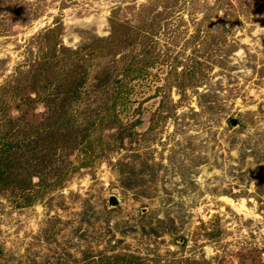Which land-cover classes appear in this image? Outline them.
Segmentation results:
<instances>
[{"label": "rangeland", "instance_id": "1", "mask_svg": "<svg viewBox=\"0 0 264 264\" xmlns=\"http://www.w3.org/2000/svg\"><path fill=\"white\" fill-rule=\"evenodd\" d=\"M5 162L0 264H264V0H0Z\"/></svg>", "mask_w": 264, "mask_h": 264}, {"label": "trees", "instance_id": "2", "mask_svg": "<svg viewBox=\"0 0 264 264\" xmlns=\"http://www.w3.org/2000/svg\"><path fill=\"white\" fill-rule=\"evenodd\" d=\"M55 43H56L55 40L52 41V42L47 43L48 49L49 50L55 49ZM90 52H91L90 50L87 51L88 54H90ZM102 54H104V53H102ZM36 60H34V63H32V64H35V63L42 64L44 62L43 59H36ZM197 62L198 61H194L193 63H191L189 65L190 68H186V71H190L194 65H197ZM83 69H86V68L83 66ZM102 73H103L102 71H98V72H94V73L92 71L90 85H91V87H92V85H94V87L91 88V89H95L96 88V89H100L101 91H108L109 90L108 92L110 94L116 92L117 89H114V88L110 87V85L108 84V76L103 75ZM102 75H103V77H101ZM80 81H81V78L77 82L76 81L75 82L70 81L68 85H64V87H65L64 88V91L66 93V97L67 96L69 97L67 91H70L73 94L72 98L75 97V96H77L80 93L81 88L78 89L79 88ZM88 89H90L88 87V85H87L86 88H84V89L82 88V94H83V96H82V98L80 97V99L78 100V101H80V100L82 101L81 104H78V105H80L79 107L80 108H83L85 110L90 109V108L93 107L91 105L92 102H93V99H91L89 101H86V98H85V95H87ZM120 96L121 95H119V94H116V95L114 94L113 95V99H112L113 102L115 103L120 98ZM94 101H95V99H94ZM105 102L106 101L103 100L100 103L101 104L100 106H102ZM67 106H68V103L67 102H65V101L60 102L58 104V107H56L53 110V114H55L56 117H54L53 120L51 119L52 121H50L49 120L50 118H48L47 115L44 114L45 120L48 119V121H46L47 122L46 125H43V127L45 128L46 133H47L46 134V137L49 140V137H51L52 135H56L57 137L60 136L61 137V141H62V142H60V144H61L62 148L63 147L66 148L67 147V144L70 142L68 140L72 137L71 133L73 131L76 132V131L85 130V128L87 126V125L81 126L82 125V120H83L82 118H84V117H80L79 116L80 111L77 108L67 107ZM100 106L98 105L97 107H100ZM97 114H98V116L100 118L101 114L99 112ZM108 114H109V112H108ZM48 115H50V113ZM90 122H91V120H90ZM35 140L36 139H28V140L25 141L24 144H29L30 143V144H33V146H34L35 145L34 142H36ZM48 140H46V143L47 142L48 143L50 142L52 144V146H55L56 145V142H54V141H48ZM50 143H49V146H50ZM8 144H9L8 141H3L1 145L7 146ZM38 149L39 148H37V149L34 148L33 150L37 153L39 151ZM47 150L50 151V152H52L51 151L52 149H47ZM35 152H33V153L36 154ZM6 166H8V163H6V162L3 163V165L0 164V179L3 176L2 173L5 172L4 168ZM123 260H124L123 262H126L125 264H127V262H131L130 259H127V260L126 259H123Z\"/></svg>", "mask_w": 264, "mask_h": 264}, {"label": "water", "instance_id": "3", "mask_svg": "<svg viewBox=\"0 0 264 264\" xmlns=\"http://www.w3.org/2000/svg\"><path fill=\"white\" fill-rule=\"evenodd\" d=\"M229 121H230V122H234V118L231 117ZM108 202H109L110 204H116L117 201H116V198L114 197V195H110V196L108 197Z\"/></svg>", "mask_w": 264, "mask_h": 264}]
</instances>
